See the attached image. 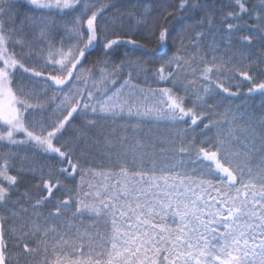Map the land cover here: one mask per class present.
<instances>
[{"label":"snow or ice","instance_id":"6c2138e0","mask_svg":"<svg viewBox=\"0 0 264 264\" xmlns=\"http://www.w3.org/2000/svg\"><path fill=\"white\" fill-rule=\"evenodd\" d=\"M0 264H264V0H0Z\"/></svg>","mask_w":264,"mask_h":264}]
</instances>
